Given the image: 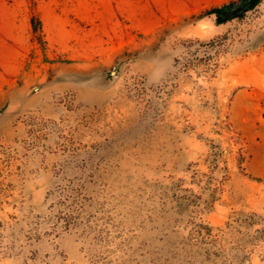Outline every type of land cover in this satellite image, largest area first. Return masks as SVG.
<instances>
[{
	"label": "rangeland",
	"instance_id": "obj_1",
	"mask_svg": "<svg viewBox=\"0 0 264 264\" xmlns=\"http://www.w3.org/2000/svg\"><path fill=\"white\" fill-rule=\"evenodd\" d=\"M0 0V264H264V0Z\"/></svg>",
	"mask_w": 264,
	"mask_h": 264
},
{
	"label": "trees",
	"instance_id": "obj_2",
	"mask_svg": "<svg viewBox=\"0 0 264 264\" xmlns=\"http://www.w3.org/2000/svg\"><path fill=\"white\" fill-rule=\"evenodd\" d=\"M259 0H229L212 9V14L218 23L231 20L245 14L255 7Z\"/></svg>",
	"mask_w": 264,
	"mask_h": 264
}]
</instances>
